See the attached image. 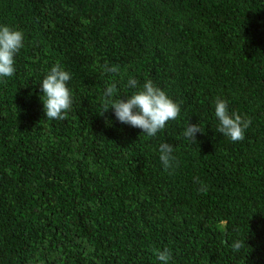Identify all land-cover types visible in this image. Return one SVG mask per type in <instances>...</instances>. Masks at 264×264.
I'll use <instances>...</instances> for the list:
<instances>
[{"label": "trees", "instance_id": "16d2710c", "mask_svg": "<svg viewBox=\"0 0 264 264\" xmlns=\"http://www.w3.org/2000/svg\"><path fill=\"white\" fill-rule=\"evenodd\" d=\"M0 24L24 34L0 78V264H161L165 247L169 264H264V0H0ZM56 63L63 120L40 99ZM146 80L180 105L154 137L98 114L108 83L126 99ZM218 98L251 118L243 140L216 130Z\"/></svg>", "mask_w": 264, "mask_h": 264}, {"label": "clouds", "instance_id": "9594fccd", "mask_svg": "<svg viewBox=\"0 0 264 264\" xmlns=\"http://www.w3.org/2000/svg\"><path fill=\"white\" fill-rule=\"evenodd\" d=\"M24 47V34L19 29L0 24V78L12 77L15 74V55ZM106 73L119 74V66L105 65ZM71 74L64 70L59 63L54 64L46 76L40 81V99L43 103L45 118L63 120L67 118L68 111L73 105V94L68 87ZM137 80L129 78L127 86L137 88ZM116 83L110 82L103 92V115L109 108L114 112L116 119L131 127L139 128L148 137H154L163 130L167 123L176 120L180 115V105L173 101L167 93L151 80H146L143 87L133 92L126 99L117 97ZM117 97V98H114ZM215 116L219 121L217 131L227 136L231 141H241L245 130L251 124V118L242 117L235 111L230 112L228 102L218 98L215 101ZM198 123L189 124L184 131L186 139L196 142L195 134L203 133ZM173 145L162 142L159 145V159L163 167L168 170L172 167L175 157L172 155ZM197 182L199 183L198 178ZM199 191H207V187L201 185ZM244 242L236 240L232 244L234 251L240 250ZM156 258L161 264H169L172 259L170 249L164 248L155 252Z\"/></svg>", "mask_w": 264, "mask_h": 264}]
</instances>
